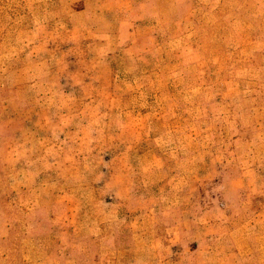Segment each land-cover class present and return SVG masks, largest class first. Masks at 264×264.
<instances>
[{"label": "rangeland", "instance_id": "374dc122", "mask_svg": "<svg viewBox=\"0 0 264 264\" xmlns=\"http://www.w3.org/2000/svg\"><path fill=\"white\" fill-rule=\"evenodd\" d=\"M175 5L177 12L165 31L177 37V57L162 71L177 78V89L171 85L164 91L176 108L157 115L161 152L167 161L159 168L151 164V170H165L166 177L160 182L143 180L138 156L121 159L124 148L114 143L106 116L94 123L99 127H85L81 144L70 150L59 138L43 146L48 142L45 132L20 128V122L11 129L1 128L0 264H116L123 243L107 240L134 233L164 234L161 225L178 220L181 225L199 226L190 242L207 234L213 246L209 253L200 248L196 259L195 253L190 257L184 252L190 257L185 264H264V0H175ZM149 7L141 15L146 21ZM169 10L163 8L165 14ZM1 16L0 12L4 26L7 20ZM82 43L88 60L95 43L86 39ZM16 53L0 51V56L11 58ZM19 63L0 58V86L5 78L10 84L19 78L26 82V75L6 76ZM152 63L149 60V66L141 69L155 90L151 79L159 72ZM80 70L90 74L87 67ZM116 70L120 78L130 74L123 59L117 61ZM8 85L13 94L21 89ZM131 86L116 91L121 94ZM22 89L21 94L30 95L29 89ZM130 98L132 102L123 99L136 104L135 110L146 103L145 93ZM2 102L0 98V112L5 108L15 114L12 100L6 107ZM63 105L56 104V110ZM30 114L12 115L0 123L10 127L9 122L30 119ZM145 117L131 115L133 122L143 118L145 122ZM78 152L71 165L84 168L81 175L63 166L65 158ZM30 170L37 172L36 177ZM96 170L104 178L88 181ZM63 174L66 178L53 182ZM149 205L158 211L142 212ZM156 220V225L147 227L148 221ZM169 232L171 237L173 230ZM165 242V252L172 250ZM113 245L118 246V257L101 259V252ZM137 245L136 257L144 251L141 243ZM188 246L184 242L182 248Z\"/></svg>", "mask_w": 264, "mask_h": 264}, {"label": "crops", "instance_id": "0c3cea01", "mask_svg": "<svg viewBox=\"0 0 264 264\" xmlns=\"http://www.w3.org/2000/svg\"><path fill=\"white\" fill-rule=\"evenodd\" d=\"M149 1L152 2L151 7ZM148 7L149 20L146 21L141 15ZM176 7L175 0H0L1 17L7 20L4 26L0 21V51H17L14 57L0 58L5 61L12 58L20 61L6 76L13 73L27 76L24 79L26 82L19 78L11 84L8 80L10 78H5V85L8 83L11 88L20 85L21 89L14 90L16 94L14 93L11 100L15 103L16 99L18 102L29 98L33 112L29 115L30 119L9 122L10 127L0 123V131L3 132L1 128L4 127L11 129L15 123L20 122V128L25 126L32 128V131L45 132L48 142L42 143L43 146L49 147L55 138H59L63 146L70 150L81 144L80 138L85 127L88 126L89 130L99 127L94 123L106 116L110 121L108 129L115 133L114 143L124 148L121 159L129 161L131 157L138 156L142 162V171L145 172L141 174V178L162 181L166 177L165 170H151L154 168L151 164L155 163L159 168L167 161L161 152L164 144L160 141L159 125L155 123L158 121L157 115L173 113L176 108L173 100H167L164 91L171 85L174 86L172 90H176L174 84L177 83V78H169L162 71L177 57V37L165 31V27L171 24V18L177 12ZM163 8L170 9L167 12L169 14H165ZM82 39L95 43V47L88 52V60L83 57ZM120 56L130 69L126 78H120L115 69ZM149 60L158 66V77L151 79L155 90L149 88L148 73L141 69ZM73 65L77 66L76 70L72 69ZM80 67H87L90 74L85 76ZM127 84L132 85L131 88L118 94L116 90ZM24 86L29 89V96L20 93V90H25L22 89ZM147 88L150 90L143 92ZM144 93L146 103L141 104V110H135L136 104H127L123 99L130 100V97ZM55 103L67 106L63 105L56 110ZM133 113L141 117L145 115V122L144 118L142 122H133ZM151 114L152 116H149ZM8 136L13 138L12 134ZM79 153L65 158L63 166L72 168L71 161L75 160V157L78 158ZM89 156L90 154L87 158ZM101 161L102 159L99 160ZM68 171L81 175L85 169L72 168ZM32 172L36 177L37 172ZM64 175H59L53 182L63 180L66 178ZM103 178V173L96 170L95 177L88 181L97 183ZM155 211L158 209L149 205L142 212ZM156 223L157 220L153 224L148 221L146 225L150 227ZM180 223L178 220L162 224L164 234L136 236L134 233L123 238H110L107 242L124 244L119 246L123 261L120 258L116 264H185V259H190L194 253L193 257L197 258L200 248L204 250L201 252L205 253L213 251L207 234L197 240L192 238L193 242H190L189 239L199 227L197 224L191 227L190 223ZM184 228L186 230H183ZM172 230L173 233L169 237V231ZM163 241H167L172 250L165 252ZM194 241L200 243L194 244ZM184 242L188 243V248H182ZM138 243L142 244L144 251L139 252L136 257ZM113 246L106 247V251L101 252V259L114 261L113 259L118 257V246ZM187 251L190 257L184 254ZM239 253L234 250L235 255L238 256Z\"/></svg>", "mask_w": 264, "mask_h": 264}, {"label": "trees", "instance_id": "16d2710c", "mask_svg": "<svg viewBox=\"0 0 264 264\" xmlns=\"http://www.w3.org/2000/svg\"><path fill=\"white\" fill-rule=\"evenodd\" d=\"M121 59H123V57H119L117 59V61H119ZM115 69H116V67H115ZM128 75L129 74H124L123 76L126 78V77H128ZM12 96H14V94L12 93V89L8 88L4 84H1V86H0V98H1V100L3 99L2 104L5 107L10 104ZM16 101H17V99L15 100V104H16L17 108H15V111H13V113H15V114H9L8 110H6L4 108L3 113L0 112V122L4 121L6 118H11L12 115H14L15 117H17V116L23 117V115L27 114V112H30L33 114V112L30 109V107H31V104H29L30 102L25 101V100H22V101L18 100V102H16ZM9 111H10V109H9Z\"/></svg>", "mask_w": 264, "mask_h": 264}]
</instances>
